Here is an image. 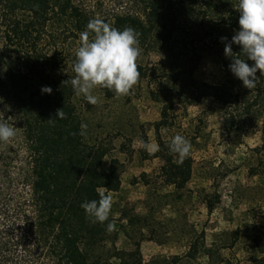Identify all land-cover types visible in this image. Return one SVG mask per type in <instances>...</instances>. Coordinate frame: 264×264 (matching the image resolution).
I'll return each mask as SVG.
<instances>
[{"label": "trees", "instance_id": "1", "mask_svg": "<svg viewBox=\"0 0 264 264\" xmlns=\"http://www.w3.org/2000/svg\"><path fill=\"white\" fill-rule=\"evenodd\" d=\"M135 5L136 10L115 14L105 23L134 29L139 33L140 53L160 55L154 66H137L141 77L156 75L160 89L152 95L167 101L155 124L160 150L149 155L163 160L165 185L173 186L175 194L186 188L192 176V156L177 164L178 157L167 146L170 139L159 133L171 123L175 97L191 105L214 97L222 105L228 133L242 130L245 119L262 120L263 142L256 148L263 152L264 76L258 70L256 86H243L229 70L231 58L225 56L226 42L220 39L230 41L239 30L238 0H136ZM94 17L75 0H0V98L11 95L20 108L33 169L28 196L20 206L0 199V264H111L100 252L112 242L114 230L107 231L110 218L103 224L92 223L80 205L98 200L97 189L118 191L123 163L114 157L106 161L107 146L89 143L79 134L84 120L80 96L68 82L75 76L81 33ZM232 51L246 59L238 45L233 44ZM206 56L229 80L211 85L194 78ZM42 86H50L51 94L42 93ZM102 89L107 98L116 96ZM58 109L65 119L56 117ZM196 245L190 248L197 250ZM256 245L260 256L255 262L264 264L263 233ZM204 249L213 262V249L205 245ZM114 251L120 264H143L134 253L116 247Z\"/></svg>", "mask_w": 264, "mask_h": 264}, {"label": "rangeland", "instance_id": "2", "mask_svg": "<svg viewBox=\"0 0 264 264\" xmlns=\"http://www.w3.org/2000/svg\"><path fill=\"white\" fill-rule=\"evenodd\" d=\"M75 2L103 22L138 8L136 0ZM159 60L157 53H140L136 63L154 66ZM151 74L139 76L127 95L107 98L97 87L96 105L79 97L83 124L88 126L85 140L105 144L110 150L106 161L114 157L123 163L120 189L110 192L112 242L100 252L111 264H120L113 256L115 247L141 257L143 264H256V240L264 234V151L256 148L263 142L262 120L245 119L242 130L228 133L222 105L214 97L196 105L171 99V123L159 133L163 139L186 137L193 158L191 179L174 194L175 188L165 185L161 176L163 160L149 157L142 142L146 138L158 144L155 124L167 102L152 95L160 83ZM193 76L211 85L230 78L209 56ZM0 121L16 131L14 138L0 141V199L17 207L33 180L32 153L23 115L9 94L0 98ZM194 243L197 250L190 248ZM204 245L213 249L211 263Z\"/></svg>", "mask_w": 264, "mask_h": 264}, {"label": "clouds", "instance_id": "3", "mask_svg": "<svg viewBox=\"0 0 264 264\" xmlns=\"http://www.w3.org/2000/svg\"><path fill=\"white\" fill-rule=\"evenodd\" d=\"M239 30L231 37H221L226 42L224 53L231 58L230 72L242 81L243 86L252 89L258 83L257 71L264 76V0H238ZM91 34V38H90ZM238 45L241 54L233 55L232 45ZM140 55L139 33L132 28L123 30L112 27L100 19L89 21L86 30L81 33V46L75 52L73 72L75 76L68 81L74 93L90 104L96 105L98 97L93 94L97 87L106 88L117 96L127 95L137 83L140 73L137 59ZM246 60L253 61L249 65ZM41 92L51 94L50 86H42ZM56 117L65 119L66 114L58 109ZM87 124L80 125L81 136L86 135ZM16 135L15 128L6 121H0V141L7 142ZM170 153L176 154L177 164L183 163L190 155L191 143L183 135L176 134L168 142ZM152 155L160 150L156 143L143 144ZM99 199L84 201L80 207L92 223H101L109 219L112 196L103 188L97 189ZM113 225L107 224L111 232Z\"/></svg>", "mask_w": 264, "mask_h": 264}]
</instances>
